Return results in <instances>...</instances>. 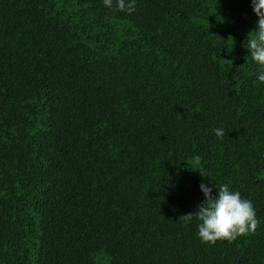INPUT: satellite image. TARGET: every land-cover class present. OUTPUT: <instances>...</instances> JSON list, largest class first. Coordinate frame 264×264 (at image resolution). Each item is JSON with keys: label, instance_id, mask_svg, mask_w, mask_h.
I'll list each match as a JSON object with an SVG mask.
<instances>
[{"label": "trees", "instance_id": "obj_1", "mask_svg": "<svg viewBox=\"0 0 264 264\" xmlns=\"http://www.w3.org/2000/svg\"><path fill=\"white\" fill-rule=\"evenodd\" d=\"M257 24L251 0H0V264H264ZM201 184L255 233L202 242Z\"/></svg>", "mask_w": 264, "mask_h": 264}, {"label": "clouds", "instance_id": "obj_2", "mask_svg": "<svg viewBox=\"0 0 264 264\" xmlns=\"http://www.w3.org/2000/svg\"><path fill=\"white\" fill-rule=\"evenodd\" d=\"M103 2L106 7H113V0ZM135 3L136 0H115V7L121 12L131 14L135 11ZM251 4L258 17V24L256 30L249 33L244 46L251 53L252 59L264 67V0H251ZM257 78L259 82L264 83V71L260 72ZM214 134L222 139L225 132L223 128H217ZM194 159L199 162L201 158L196 156ZM215 186L218 192L213 196V189L201 184L204 201L197 206L194 213L181 218L186 223H191L195 218L199 222V238L202 242L213 245L220 240L232 242L238 237L255 233L259 221L253 203L243 199L239 192L231 191L228 184Z\"/></svg>", "mask_w": 264, "mask_h": 264}]
</instances>
